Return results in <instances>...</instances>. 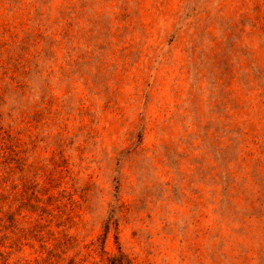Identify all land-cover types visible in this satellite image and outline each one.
Listing matches in <instances>:
<instances>
[{
	"label": "rangeland",
	"instance_id": "374dc122",
	"mask_svg": "<svg viewBox=\"0 0 264 264\" xmlns=\"http://www.w3.org/2000/svg\"><path fill=\"white\" fill-rule=\"evenodd\" d=\"M264 264V0H0V264Z\"/></svg>",
	"mask_w": 264,
	"mask_h": 264
},
{
	"label": "trees",
	"instance_id": "16d2710c",
	"mask_svg": "<svg viewBox=\"0 0 264 264\" xmlns=\"http://www.w3.org/2000/svg\"><path fill=\"white\" fill-rule=\"evenodd\" d=\"M109 264H126L124 254L120 253V256H114L109 259Z\"/></svg>",
	"mask_w": 264,
	"mask_h": 264
}]
</instances>
